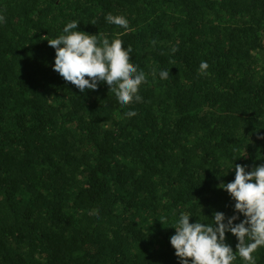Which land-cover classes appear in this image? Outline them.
<instances>
[{"label":"trees","instance_id":"16d2710c","mask_svg":"<svg viewBox=\"0 0 264 264\" xmlns=\"http://www.w3.org/2000/svg\"><path fill=\"white\" fill-rule=\"evenodd\" d=\"M0 16V264H178L180 212L233 214L219 175L264 164V0H0ZM72 20L132 50L141 102L53 70L46 39Z\"/></svg>","mask_w":264,"mask_h":264},{"label":"clouds","instance_id":"9594fccd","mask_svg":"<svg viewBox=\"0 0 264 264\" xmlns=\"http://www.w3.org/2000/svg\"><path fill=\"white\" fill-rule=\"evenodd\" d=\"M3 19L0 16V23ZM105 20L108 24L128 29L124 16L109 13ZM78 24L77 20H72L56 38L46 39L55 50L53 70L82 94L86 90H96L99 84H106L121 107L141 102L139 90L146 82V75L143 70H138L137 65L130 63L132 50L123 47L119 38L109 40L106 35L101 38L98 34L80 31ZM207 69V62L201 61L198 72L206 75ZM152 76L155 79L157 72L153 71ZM158 76L160 80H167L169 69L159 70ZM124 115L130 118L136 112L127 111ZM258 138L264 139V136ZM236 159L219 175L226 176L234 170V179L218 185L234 202L233 214L226 216L215 211L211 219L207 217L203 222L196 219L190 223L189 218L195 216L180 212L174 221L171 228L175 231L169 242L178 264H234L237 257L243 264H256L253 254L264 247V164L249 169L247 165L234 164ZM226 234L235 237V251L226 242Z\"/></svg>","mask_w":264,"mask_h":264}]
</instances>
